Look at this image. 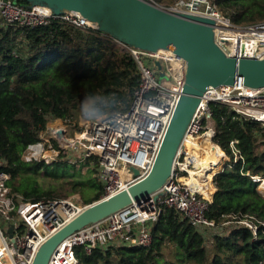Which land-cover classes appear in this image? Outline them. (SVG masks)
<instances>
[{
    "label": "trees",
    "instance_id": "1",
    "mask_svg": "<svg viewBox=\"0 0 264 264\" xmlns=\"http://www.w3.org/2000/svg\"><path fill=\"white\" fill-rule=\"evenodd\" d=\"M152 1L170 7L180 0ZM210 2L234 25L264 23V0ZM139 85L137 62L130 51L93 28L59 20L34 28L10 27L0 20V173L10 175V194L27 202L62 199L43 187L39 177L44 173L59 179L69 174V195L80 194L84 205L100 200L104 189L97 178L98 157L87 158V175H82L66 170L76 169L77 163L62 160L65 150L51 163L25 162L22 156L41 141L52 120H73L82 107L100 115L126 112ZM210 109L214 141L221 149L210 139L204 146L195 142L203 152L198 183L206 181L221 156L229 158L214 176L216 192L206 211L215 227L199 230L180 212L165 207L159 219L148 224L149 247L111 245L87 253L78 246L79 264H264V197L252 179L264 177V126L222 104L212 103ZM190 182L196 187L191 178ZM206 189L200 187L201 195L210 197L212 183ZM241 215L261 222L256 234L237 222Z\"/></svg>",
    "mask_w": 264,
    "mask_h": 264
},
{
    "label": "built area",
    "instance_id": "2",
    "mask_svg": "<svg viewBox=\"0 0 264 264\" xmlns=\"http://www.w3.org/2000/svg\"><path fill=\"white\" fill-rule=\"evenodd\" d=\"M165 9L215 19L216 42L229 56L241 57L244 45L243 55L264 58V23L234 25L210 0H180ZM0 20L10 27L34 28L59 20L72 27L93 28L92 23L79 13L55 16L47 7L22 6L13 0H0ZM254 42L255 49L247 53V43L252 45ZM119 45L134 56L140 75V85L134 92L129 110L93 121L75 139L69 138L63 125L48 126L41 141L30 145L22 156L25 162L51 163L68 147L75 152L82 149L78 160L71 162L81 163L86 170L87 158L98 157L97 178L104 189L101 199L126 190L150 171L183 92L187 68L186 61L173 52L151 53ZM212 103L228 106L240 116L264 126V88H249L242 77L230 86L208 87L178 150L173 173L163 188L140 204L133 203L105 220L75 232L59 244L49 264H79L75 253L78 246L85 247L87 253L111 245L149 247L152 237L148 224L156 222L165 207L180 212L199 230L211 231L215 223L206 217V211L212 195L204 197L180 179L197 171L198 166L196 155L186 148V142L197 140L204 130L208 132L203 136L211 133V142L215 137ZM60 130L64 131V138L57 137ZM234 145L235 142H231L235 149ZM46 149L51 151L50 155ZM131 167L139 171V176L134 175ZM9 179V174L0 173V264H32L39 248L77 217L86 205L75 196L27 202L19 195L10 194ZM252 179L258 185L264 184V177L256 175ZM239 219V224L257 233L261 222L255 216L241 215ZM11 228L12 233L9 232Z\"/></svg>",
    "mask_w": 264,
    "mask_h": 264
},
{
    "label": "water",
    "instance_id": "3",
    "mask_svg": "<svg viewBox=\"0 0 264 264\" xmlns=\"http://www.w3.org/2000/svg\"><path fill=\"white\" fill-rule=\"evenodd\" d=\"M25 1L29 7H47L55 16L79 13L95 30L119 44L151 53L173 52L187 63L183 92L148 174L126 190L86 205L77 217L51 236L39 248L32 263L49 264L63 240L133 203L140 204L163 188L173 173L178 150L207 88L233 85L238 77L249 88H264V58L243 55L244 45L241 57L227 55L216 42L215 19L172 12L151 0ZM156 65L160 67L158 61ZM56 135L65 136L63 130ZM131 171L135 176L140 174L135 167ZM12 231L11 228L9 232Z\"/></svg>",
    "mask_w": 264,
    "mask_h": 264
},
{
    "label": "rangeland",
    "instance_id": "4",
    "mask_svg": "<svg viewBox=\"0 0 264 264\" xmlns=\"http://www.w3.org/2000/svg\"><path fill=\"white\" fill-rule=\"evenodd\" d=\"M162 7H164V6L162 5ZM164 8H167V7H164ZM93 112H94L93 110L90 111L87 108L82 107V108H80V109H78L76 111L75 118L73 120H70V119H68V120H62V119L53 120V121H51L49 123L48 126L49 127H57L59 125L60 126L63 125L67 129V134H68L69 138L75 139L77 136H80L81 133L83 132V131H80V130H82V129L83 130L88 129L90 127L91 123L93 121L97 120V119H94ZM97 114L101 118L103 116H105V114H101V115L99 113H97ZM206 132H208V130L202 131V135H200V136L203 137V134L206 133ZM200 138H198L196 140V142H199ZM212 142L215 143L214 139L212 140ZM46 150L48 151L47 152V155H50V152L51 151H49V149H46ZM64 150L66 152V154H65L66 156H64L62 158L63 161H67V160L76 161V160H78V156L82 153V149H78V152H75V150H73V149H71L69 147H68V149H64ZM74 154H76V155H74ZM226 161H228V160L225 159L224 157H220L219 158V163L215 166L216 167L215 169H212V170H210L207 173V179H206V181H203L202 182L201 188L204 185H207L208 186L209 183H212V185L214 187V178H213V175L218 172V169L220 170V167L221 168L223 167V165H224V163ZM74 163H77V168L76 169H68V168H66V170L69 173L81 172L82 175H87V170L85 169V167L83 165H81V163H79V162H74ZM183 177H186V176H182L181 179ZM196 177L201 178L199 176V174ZM181 179H180V181L182 182ZM70 180H71V178H70L69 174H65L63 177H61L59 179L54 178L52 176L44 175V173H42L41 176L39 177V182H40L41 185H43V187L53 189L57 195H59V196L62 195V199H67L69 197L75 196V197H78L81 200V196L78 193L71 194V195L68 194V192L71 191V186L68 183V181H70ZM188 182L192 185V182H190V178L188 179ZM182 183H184V182H182ZM257 190L264 197V184L262 185V183H260L258 185V187H257ZM211 195H212V200H213V195L214 194L211 193ZM82 203H83V201H82Z\"/></svg>",
    "mask_w": 264,
    "mask_h": 264
},
{
    "label": "bare ground",
    "instance_id": "5",
    "mask_svg": "<svg viewBox=\"0 0 264 264\" xmlns=\"http://www.w3.org/2000/svg\"><path fill=\"white\" fill-rule=\"evenodd\" d=\"M223 39L225 40V39H227V38H223ZM231 40H233V41H231V42L234 43L235 38H234V39H231ZM254 49H255V42H254V44H252V45H251L250 43H247V45H246V51H247V53H249L251 50L253 51ZM210 135H211V133H208L207 135H204V136L199 140L200 146H204L205 142L208 141V139L210 138ZM79 138H81V137H79ZM195 142H196V140L186 142V148H187L190 152H191V150H190L191 147H192V149L200 148L199 145L195 144ZM214 147L217 148V146H214ZM191 154H192V152H191ZM221 157H222V156H221ZM198 162H199V161H197V165H198ZM199 165H200V162H199ZM199 165L197 166V171H196V172H191L188 176L183 177L181 180H182V182H184V183H186V184H189V186H190V188H191L192 190H194L195 192H198L199 194H201V193H202V190H199L200 187H201V185L198 183V181H197V177H196V176H198V175H197V172H198V169H199ZM189 178H191L194 182L197 183L196 187H193V186L188 182V179H189Z\"/></svg>",
    "mask_w": 264,
    "mask_h": 264
},
{
    "label": "crops",
    "instance_id": "6",
    "mask_svg": "<svg viewBox=\"0 0 264 264\" xmlns=\"http://www.w3.org/2000/svg\"><path fill=\"white\" fill-rule=\"evenodd\" d=\"M191 152H192V154L193 155H196V159H197V161H199L201 158H202V154H203V152L199 149V148H196V149H192V147H191ZM227 160H229V158H227ZM227 162V161H226ZM225 162V163H226ZM198 165H199V162H198ZM224 166H225V164H224ZM220 169H222L221 167H220ZM218 171H219V169H218ZM218 173V172H217ZM210 184V183H209ZM208 184V185H209ZM206 186L207 185H204V188H206ZM208 187V186H207ZM216 191V188H215V186H214V192ZM214 192H213V194H214Z\"/></svg>",
    "mask_w": 264,
    "mask_h": 264
},
{
    "label": "clouds",
    "instance_id": "7",
    "mask_svg": "<svg viewBox=\"0 0 264 264\" xmlns=\"http://www.w3.org/2000/svg\"><path fill=\"white\" fill-rule=\"evenodd\" d=\"M94 119H101V117L94 111L93 112Z\"/></svg>",
    "mask_w": 264,
    "mask_h": 264
}]
</instances>
